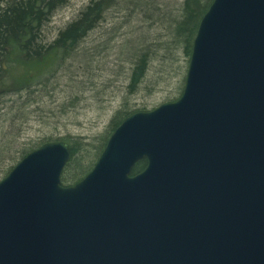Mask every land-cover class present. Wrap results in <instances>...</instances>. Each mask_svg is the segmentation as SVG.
<instances>
[{
  "label": "water",
  "instance_id": "95a60500",
  "mask_svg": "<svg viewBox=\"0 0 264 264\" xmlns=\"http://www.w3.org/2000/svg\"><path fill=\"white\" fill-rule=\"evenodd\" d=\"M70 161L51 143L0 182V264H264V0H214L181 98L64 187Z\"/></svg>",
  "mask_w": 264,
  "mask_h": 264
},
{
  "label": "rangeland",
  "instance_id": "374dc122",
  "mask_svg": "<svg viewBox=\"0 0 264 264\" xmlns=\"http://www.w3.org/2000/svg\"><path fill=\"white\" fill-rule=\"evenodd\" d=\"M90 1L70 0L57 11L45 28L48 40L75 21ZM184 1L120 0V7L108 10L104 22L79 46L58 78L42 89V99L38 92L33 106L12 113L9 102L16 97H6L0 105V126L7 131L6 121L14 116L15 122L3 156L35 149L41 142L66 139L77 146L80 157L89 160L113 134V120L120 112H151L178 101L190 59L183 45L175 41L172 21L182 14ZM148 49L155 52L148 71L131 91L134 63ZM12 165L8 162L5 169Z\"/></svg>",
  "mask_w": 264,
  "mask_h": 264
},
{
  "label": "trees",
  "instance_id": "16d2710c",
  "mask_svg": "<svg viewBox=\"0 0 264 264\" xmlns=\"http://www.w3.org/2000/svg\"><path fill=\"white\" fill-rule=\"evenodd\" d=\"M213 1L185 0L182 14L172 21L175 41L183 45L189 59L199 24ZM69 2L70 0H9L5 4L0 3V105L5 102L6 97H16V100L9 102L10 108H13L12 113L14 110L23 112L27 107L33 106L36 103L35 94L40 92L39 95H42V89H47L58 78L59 72L75 58L79 46L104 22L108 10L121 5L120 0H91L75 21L60 31L54 40L49 41L45 34L46 26L57 11ZM124 4L129 5L128 2ZM154 53L148 49L135 61L129 85L131 91L144 80ZM42 98L43 95L39 99ZM132 114L120 112L113 120L112 133ZM7 122V131L5 126H0V175H5L4 178L28 154L51 143L41 142L35 149H22L6 158L3 152L9 146L7 136L15 122L14 116ZM109 138L98 148L94 158L89 160L80 157L81 152L76 145L70 144L66 139L59 141L69 144L71 149V161L61 179L63 186H75L92 171ZM8 162L13 165L6 170ZM145 167V161L138 163L133 175L139 174ZM2 180L3 177H0V181Z\"/></svg>",
  "mask_w": 264,
  "mask_h": 264
},
{
  "label": "flooded vegetation",
  "instance_id": "af4514ba",
  "mask_svg": "<svg viewBox=\"0 0 264 264\" xmlns=\"http://www.w3.org/2000/svg\"><path fill=\"white\" fill-rule=\"evenodd\" d=\"M210 264H212V262Z\"/></svg>",
  "mask_w": 264,
  "mask_h": 264
}]
</instances>
